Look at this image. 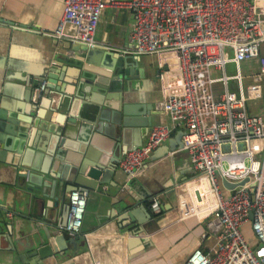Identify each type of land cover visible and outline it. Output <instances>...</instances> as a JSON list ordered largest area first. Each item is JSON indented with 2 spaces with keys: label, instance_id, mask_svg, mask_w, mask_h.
<instances>
[{
  "label": "crops",
  "instance_id": "1",
  "mask_svg": "<svg viewBox=\"0 0 264 264\" xmlns=\"http://www.w3.org/2000/svg\"><path fill=\"white\" fill-rule=\"evenodd\" d=\"M63 2L0 0V264H84L89 253L102 264H183L195 248L207 251L215 243L207 227L209 220L193 217L180 221L176 210L180 187L193 176L188 155L179 148L183 125L176 126L132 179L119 169V159L112 154L121 153V160L122 152L145 143L151 127L170 124L168 115L159 109L163 95L157 58L123 52L132 47L131 13L125 6L109 7L101 13L94 39L107 46L100 49L113 52L112 58H104V68L115 74L129 70L127 81L131 88H123L122 101L121 98L110 100L115 95L113 91L110 93L106 87L89 81H78L69 66L52 58L50 49L56 40L51 33L62 15ZM73 32V27L66 25L64 33L72 35ZM119 58L123 59V64L122 60H117ZM258 70L257 60L241 64L244 87L253 83ZM226 71L229 76L233 75L234 65L229 64ZM48 75H53L49 90L46 89ZM41 78L46 84L41 95H37V82ZM118 78L120 81L121 76ZM107 79L106 85L109 83L110 87L112 82L115 89L117 80ZM5 85L10 86L7 93H3ZM228 88L234 91L235 81H229ZM222 90L221 84L213 85L215 97H219ZM90 94L95 96V102L88 100ZM77 95L82 99L78 100ZM71 100L78 102L71 112L73 118L67 108ZM110 104L118 108L127 105L139 112L152 106L159 114L142 115L138 122H143L144 116V125H135L122 135L117 149L111 145L112 137L105 141L107 153L101 156L108 170L102 184L87 193L80 233L72 238L59 230L67 240L78 238L76 245L69 244L66 253L55 258L30 257L43 243L45 227L49 226L48 230L53 232V226L59 225L47 218L53 214L56 220L61 219L62 198L57 199L56 193L34 194L27 188H19L18 184H28L30 173L43 179L41 187L44 181L64 180L67 184L65 179H72L71 163L89 147L96 150L93 147L95 135L91 134L100 116L106 118L104 113L109 111ZM246 109L249 114L264 118V79L262 97L248 101ZM47 115L49 124L40 120ZM57 120L60 125L56 124ZM100 125H104L100 130L116 137V131L111 130L108 123L100 122ZM56 128H63L62 135L54 133ZM60 139L64 141L62 146ZM57 149L60 153L55 155ZM17 172L26 174V178H19ZM62 196L67 201L68 192L63 191ZM151 201H158V214L150 210ZM143 204L150 218L141 210ZM167 204L168 209H161ZM244 234L251 237L247 228Z\"/></svg>",
  "mask_w": 264,
  "mask_h": 264
},
{
  "label": "built area",
  "instance_id": "2",
  "mask_svg": "<svg viewBox=\"0 0 264 264\" xmlns=\"http://www.w3.org/2000/svg\"><path fill=\"white\" fill-rule=\"evenodd\" d=\"M124 6L133 25L132 47L123 52L156 56L163 95L159 109L170 124L151 127L141 147L124 153L119 169L134 178L182 124L179 148L187 153L193 176L181 185L176 210L180 221L209 220L215 239L207 251L195 248L183 264H264V118L246 109L248 101L262 97L264 0H64L51 36L106 48L94 39L101 13ZM66 25L73 27L72 35L64 33ZM251 60L258 61L259 70L253 83L244 87L241 64ZM229 64L234 65L231 76L226 71ZM229 81H235L238 94L229 90ZM215 83L223 87L219 97L213 91ZM45 84L41 82L40 91ZM222 180L235 185L246 181L225 189ZM202 182L205 189L198 187ZM86 197L80 189L68 193L61 230L72 238L81 231ZM149 208L160 212L158 201H151ZM246 228L250 238L244 234ZM88 255L89 259L92 254ZM88 259L84 264H102Z\"/></svg>",
  "mask_w": 264,
  "mask_h": 264
},
{
  "label": "water",
  "instance_id": "3",
  "mask_svg": "<svg viewBox=\"0 0 264 264\" xmlns=\"http://www.w3.org/2000/svg\"><path fill=\"white\" fill-rule=\"evenodd\" d=\"M50 49L53 54L52 58L55 61L62 62L65 65L69 66L74 71L73 74L75 78H77L78 81L83 82V83H86V81H89L91 83H95L96 86L102 85L106 87V89L110 93H112L113 91L115 95H113V97L110 98V100L117 99L119 101V98H121L120 101H122L124 98L122 94L123 88L125 90L131 88L129 87V82L127 81V77H129V73H130L129 70L122 71V74H115L114 71H107L104 68L103 66L104 58L113 57L112 56L113 52L111 51L100 49V48H94V49L88 48L87 46L83 44L74 43L67 39L55 40L51 44ZM65 52H70L71 54L68 55ZM105 52L107 53V55L104 54ZM117 60H122V64H123V59L119 58ZM117 65H120V62H118ZM51 72H53L52 69H51ZM113 76L114 77L116 76L117 78L114 79L112 78ZM119 76H121L120 81L118 78ZM48 77H49L48 84L46 85L47 90L52 88L51 84L53 83L51 79L53 75H48ZM107 78H109L110 81L117 80V81H114L116 82V85H117L115 89L112 88V82H110V87H108L109 83L106 85L107 80H108ZM42 81H45L44 78H41L40 80H38L37 82L38 88L40 87ZM29 85L31 88L32 86L34 87L33 80L30 81ZM9 87H10L9 85H5L3 93H7ZM36 92H37V95H41V91L39 89L36 90ZM76 98L78 100L82 99L81 96H78V95ZM88 98H89L88 100H90L91 102H95L96 100L93 94H90ZM77 103L78 102L76 101L74 102L71 100L67 105V108L69 110V115L72 116V118L74 117L73 116L74 114L72 113L71 115V112L75 108ZM44 106H45V103H44ZM103 109L104 108H102V110ZM108 110H109L108 112L106 111L104 113L106 117L105 119H102V117L100 116L99 124L96 125L94 129V133L91 134V135H95V141H94L93 147L96 150L94 151L92 150V148L89 147L88 150H86V152H84L83 154H81L80 157L75 159V162L73 161L71 163L73 166V168L71 169L72 179L70 178L65 179L67 184H64V180H61L57 183L56 181L54 182L44 181L43 186L41 187L39 186V184L42 182L43 179L41 180L38 179V176L33 173H30L29 175L30 178H29L28 184H26L25 182L24 184H18L19 188L21 189L27 188L30 192L34 194H38V195L42 194L43 196H46V195H51L52 193L53 194L56 193L57 199L62 198L61 219L56 220L57 217L56 215L54 216L53 214L47 218V219H50L51 223H54V221H56L57 223H59V225L53 226V228L55 229V231L53 232H50V230H48L49 226L45 227L43 243H41L40 245L36 247L37 249L32 252L30 257H38L41 260L55 258L58 255L65 254L66 251L69 249V244H73L74 246L76 245V241L78 240V238L67 240L63 232L59 233V230H61V228L65 226L66 216H67V211H68V202L64 199V196H62V192L64 191V192L70 193L72 191H75L76 189H80L81 191L87 194L90 190L96 189L98 185L102 184L103 175L105 171L108 170L106 169V166L108 164L104 160V158H102L101 156L102 154L106 155L107 153L106 152L107 145L105 141L108 138L112 137L113 141L111 142V145L113 146V149L114 148L117 149V146L120 147L121 145L120 138H122V135L125 136V134L130 129H132L135 125H139V124L140 126L144 125V118L146 117L143 116V119H142L143 122H138V120L142 118V115L148 116V115L159 114L158 111H155L152 106L147 107V110L145 112H142V110L139 112V111L131 110V108L128 107L127 105H122L120 106V108H118V106L110 104V106H108ZM161 114L162 112L160 113V115ZM40 120L46 121L48 122V124L50 123V119H48V115L45 116L44 118H41ZM91 121L93 122V119ZM100 122L108 123V126L110 127V129L113 130L114 132L116 131V137L113 136L112 134L104 133L103 129L100 130V127L104 126V125H100ZM60 123L61 122L59 120L56 121L57 125H60ZM52 129H54V127ZM62 131H63V128H61L60 130L59 128H56L54 133L57 136H60L62 135ZM117 137H119V142L117 141ZM63 142L64 141L60 139L59 145L62 146ZM238 148L242 149L243 144L239 143ZM222 149L224 151H227L228 145H224ZM129 150L130 149L125 150L124 152H122V154L126 153ZM58 153H60V150L59 149L55 150V155ZM112 154H114V157H116L117 160L118 159L120 160L121 153H119L118 155L116 153H112ZM114 161L115 159L112 160L111 163ZM17 176L19 178L22 177V179L26 178V174L21 175L18 172H17ZM245 181L239 183L238 185H243ZM68 184H70L69 189L66 188ZM238 185L228 183L226 180L221 181V186L225 189H234ZM251 192H253V190H251ZM196 196L199 199L198 193H196ZM140 206H141V210L147 215L148 218H150V215L146 208L147 206L144 204ZM169 206L170 205L168 204L161 206V209H168Z\"/></svg>",
  "mask_w": 264,
  "mask_h": 264
},
{
  "label": "bare ground",
  "instance_id": "4",
  "mask_svg": "<svg viewBox=\"0 0 264 264\" xmlns=\"http://www.w3.org/2000/svg\"><path fill=\"white\" fill-rule=\"evenodd\" d=\"M198 187L201 188V189H205L206 185H205L204 182H202Z\"/></svg>",
  "mask_w": 264,
  "mask_h": 264
},
{
  "label": "rangeland",
  "instance_id": "5",
  "mask_svg": "<svg viewBox=\"0 0 264 264\" xmlns=\"http://www.w3.org/2000/svg\"><path fill=\"white\" fill-rule=\"evenodd\" d=\"M230 74L232 73V72H229ZM247 82V81H246ZM260 84L262 85V81L260 82ZM232 92H234V93H236V94H238V90H237V88H235V90L234 91H232Z\"/></svg>",
  "mask_w": 264,
  "mask_h": 264
}]
</instances>
